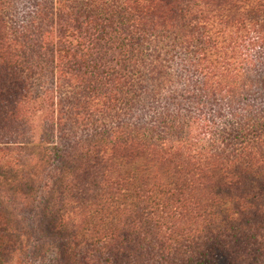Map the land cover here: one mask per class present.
Masks as SVG:
<instances>
[{
  "label": "trees",
  "instance_id": "16d2710c",
  "mask_svg": "<svg viewBox=\"0 0 264 264\" xmlns=\"http://www.w3.org/2000/svg\"><path fill=\"white\" fill-rule=\"evenodd\" d=\"M25 3L0 0V264H264V0Z\"/></svg>",
  "mask_w": 264,
  "mask_h": 264
},
{
  "label": "rangeland",
  "instance_id": "374dc122",
  "mask_svg": "<svg viewBox=\"0 0 264 264\" xmlns=\"http://www.w3.org/2000/svg\"><path fill=\"white\" fill-rule=\"evenodd\" d=\"M26 1V3H25V7H28L29 5H28V1L29 0H23V2H25ZM22 8V7H21ZM34 107V108H33ZM33 107H31L30 109H29V111H33V110H36V109H40L41 108V106H39V105H33ZM201 194H203V197L205 198V199H210L211 198V193L209 192V191H203ZM37 211L38 210H36V211H34V210H32V209H24V212H23V209H21V213H19V217H20V219H22V224L26 227V228H31V227H34V223H33V221L35 220V219H37V218H39L38 216V214H37ZM22 212H23V214H22ZM242 244V243H241ZM233 246H235V244H233ZM232 252V251H231ZM233 253V252H232ZM234 254V253H233ZM229 255H232V254H229ZM233 258L231 259V261H230V263L231 264H237L235 261H232V260H234V255L232 256Z\"/></svg>",
  "mask_w": 264,
  "mask_h": 264
}]
</instances>
